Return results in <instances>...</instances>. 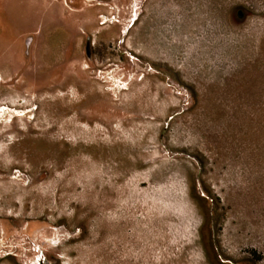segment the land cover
Wrapping results in <instances>:
<instances>
[{"label": "rangeland", "instance_id": "obj_1", "mask_svg": "<svg viewBox=\"0 0 264 264\" xmlns=\"http://www.w3.org/2000/svg\"><path fill=\"white\" fill-rule=\"evenodd\" d=\"M202 227L264 264V0H0V264H212Z\"/></svg>", "mask_w": 264, "mask_h": 264}, {"label": "trees", "instance_id": "obj_2", "mask_svg": "<svg viewBox=\"0 0 264 264\" xmlns=\"http://www.w3.org/2000/svg\"><path fill=\"white\" fill-rule=\"evenodd\" d=\"M195 196H196V198L198 200H201L203 202V204H204V208H205L204 218H206V219L209 218L210 219V213H211V211H210L209 206H208V203H209L208 199L206 197L198 194V193ZM205 223H208V222L205 221ZM204 229L202 227V229H201V236H202V243H203V246H204V250H205V253H206V256H207L208 260L212 264H224V262H222L220 260L219 253H217V251H216V245H215V243L213 242V240L211 239V237H209L206 234V232H205ZM252 254L254 256H256V258H258V259H261V257H262V254L258 253V251H256V250H253L252 251Z\"/></svg>", "mask_w": 264, "mask_h": 264}, {"label": "bare ground", "instance_id": "obj_3", "mask_svg": "<svg viewBox=\"0 0 264 264\" xmlns=\"http://www.w3.org/2000/svg\"><path fill=\"white\" fill-rule=\"evenodd\" d=\"M6 198V197H5ZM7 204V203H6ZM9 204V203H8Z\"/></svg>", "mask_w": 264, "mask_h": 264}]
</instances>
